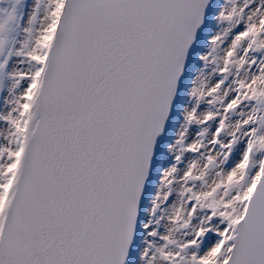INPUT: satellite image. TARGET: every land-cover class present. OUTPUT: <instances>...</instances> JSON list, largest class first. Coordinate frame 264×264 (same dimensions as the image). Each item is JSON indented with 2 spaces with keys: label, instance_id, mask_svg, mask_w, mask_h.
Listing matches in <instances>:
<instances>
[{
  "label": "snow or ice",
  "instance_id": "1",
  "mask_svg": "<svg viewBox=\"0 0 264 264\" xmlns=\"http://www.w3.org/2000/svg\"><path fill=\"white\" fill-rule=\"evenodd\" d=\"M0 264H264V0H0Z\"/></svg>",
  "mask_w": 264,
  "mask_h": 264
}]
</instances>
